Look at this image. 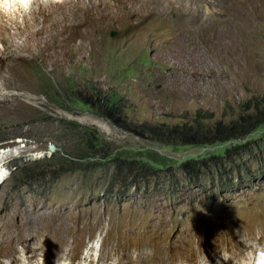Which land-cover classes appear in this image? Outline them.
I'll use <instances>...</instances> for the list:
<instances>
[{
	"label": "rangeland",
	"instance_id": "1",
	"mask_svg": "<svg viewBox=\"0 0 264 264\" xmlns=\"http://www.w3.org/2000/svg\"><path fill=\"white\" fill-rule=\"evenodd\" d=\"M212 1L200 4L219 13L211 17L219 25L211 33H189L169 2L160 17L145 7L146 14L132 19L133 8L119 7L123 17L91 21L86 34L57 25L26 48L23 33L18 48L0 32V151L18 148L4 160L0 251L13 213L22 221L14 242L19 264H50L47 254L61 244V258L51 259L56 264H114L119 237L126 255L143 256L141 264H203L199 249L211 240L203 253L209 264H218L214 248L225 249L228 238L221 233L238 240L240 229H264V121L237 142L203 145L173 134L197 117L211 130L218 122L239 121L264 93V0ZM56 3L48 6L52 13ZM40 7L27 11L29 24L28 12L41 17ZM15 17L23 24L21 15ZM82 126L106 144L92 151L86 141L95 137ZM157 127L172 132L156 141L149 133ZM157 133L152 135L160 139ZM191 134L186 140L195 139ZM49 143L55 159L38 163L34 171L42 176L23 183L10 176L49 157ZM236 143L233 155L224 157L223 150ZM119 150L151 165L153 174L116 175L111 155ZM187 159L205 163L183 173L178 165ZM59 165L66 170L50 172ZM185 242L191 256L182 250ZM71 249L74 256L66 258ZM229 250L239 255L238 248ZM6 257L0 264H10Z\"/></svg>",
	"mask_w": 264,
	"mask_h": 264
},
{
	"label": "bare ground",
	"instance_id": "2",
	"mask_svg": "<svg viewBox=\"0 0 264 264\" xmlns=\"http://www.w3.org/2000/svg\"><path fill=\"white\" fill-rule=\"evenodd\" d=\"M55 1L59 3V6H57L58 7L57 10H53V13H52L50 9H48V6ZM203 1L206 2V0H179V5H178L177 4L178 0H172V1L171 0H167V1L166 0H0V32L4 31L5 32L4 35L7 36L11 44L12 45L15 44V46L18 48H20L21 44L19 43V40H17V38H20L23 33L22 38L26 42V45L24 46L26 48L32 41L37 40V38L41 34L53 32V30L56 29L57 25L66 26V28L63 27V29H66L67 31H69V33H74L73 31H76L77 33L86 34L88 33L86 28L91 21L98 20V19L104 20L105 18L123 17V15H121L117 11L118 10L117 8L119 7H122L124 10L126 9V6H130V8H133L131 10L129 9L130 17L132 19H138L140 16H142V14L143 15L146 14L148 10L152 11L153 13H156L157 17H160L163 15V12L167 9L166 7L167 3L165 4V6L163 5V3L165 2H169L171 3V5L176 4L174 10L178 8L177 15H181L184 17L182 26H189V33H211V32L218 31L219 25L213 23L211 20V17L219 13L218 12H208L206 9H204L200 5ZM225 1L226 0H213L212 3L214 4L223 3L224 4ZM160 2L162 3L164 7L160 4ZM33 4L43 5V7H40L43 10V12H42V16L38 17L34 15L33 11L31 12L29 11L28 13L32 15L31 17L32 23L29 24V18L27 17L26 14L29 9L31 10L33 9L32 8ZM145 7H147L146 12H145ZM15 15H21L23 17L22 18L23 24H20L21 27L18 25L19 20L17 17H15ZM191 23H195V24L190 25ZM173 27H174L173 30L176 33H178L177 30H179L180 28V23L177 21L174 22ZM209 28H211L212 31ZM31 33L33 34L29 35ZM14 41H17V43L16 42L14 43ZM17 151H18L17 147H7L0 151V183L7 176V172L4 168V160L7 157L17 153ZM7 227L11 230V235L9 236L6 242L4 241L2 242L5 245H3V250L0 251V256L6 255L7 256L6 258H9L10 260V264H19L18 263L19 260L16 257V245L17 244H14V242L16 241L18 242L21 238V235H20L21 234L20 230H22L21 218L18 219V217L14 213L10 214L7 217ZM238 232H241L239 234H243L246 237H250L252 239H256L257 237H259L260 241L264 242V238H263L264 229H262L261 227H259L258 232H254L253 225H251L250 228L240 229ZM119 239L120 240L118 241V245L120 246L119 252L121 254L119 253L118 258L115 259L114 264H129L130 261H133L136 264H141L143 261V256L139 255L140 258H132L126 255L122 251V249L125 248V246L124 247L122 246L123 244L122 238L119 237ZM208 241H209V244L206 245V248L201 249L202 252L204 251V249L211 248L210 247L211 240H208ZM232 241L234 243H237L238 246H241L238 244L237 239L231 240V239L226 238V240L223 241L222 247L227 248V249H232V250L237 248L233 244ZM63 242H66V240H63ZM189 244L190 242L188 243L185 242L182 250L190 254L191 244L190 246ZM61 245L59 246V250H60ZM187 245L189 246L188 249L185 248V246L187 247ZM214 249L216 250V248ZM51 250L52 252L50 253L47 252L48 260L50 264H56V262H53L51 259L61 258L57 256L59 254V250H54V249H51ZM199 252H201L200 249H199ZM206 252L207 251H205L204 253ZM74 254L75 252H73V250L71 249L66 253V258H72ZM235 255H236V252L233 254V256ZM86 257H88V255ZM83 258H85V256ZM182 259H185V258H182ZM89 261L91 262L92 259L90 258ZM31 264H41V261H35ZM67 264H72V263L69 262Z\"/></svg>",
	"mask_w": 264,
	"mask_h": 264
},
{
	"label": "trees",
	"instance_id": "3",
	"mask_svg": "<svg viewBox=\"0 0 264 264\" xmlns=\"http://www.w3.org/2000/svg\"><path fill=\"white\" fill-rule=\"evenodd\" d=\"M251 108L254 110L251 113L245 114V116H241V119L239 121H232L227 124H222L221 122H218L214 125L213 130L209 126H206L199 117L194 119L192 126L189 127H182L179 129V131H174V135L179 138L180 142H188V143H197V144H213L216 142H225V141H239L240 139L245 138L248 134L254 131L255 127L264 121V93L260 95V97L257 99V101L254 103V105H250ZM249 105H246L244 110L247 109ZM250 108V107H249ZM84 133L90 132L94 135V139L92 141L91 138H87V146H89L92 151L96 150L97 146H103L105 145V141L103 137L97 133L95 130H88L87 127L82 126ZM158 132V136H162L165 133L170 134L172 131H167L166 129L161 128H155L150 131V136L153 140L162 142L163 139L160 137V139L157 137H153V132ZM192 133V134H191ZM191 134L195 137L194 140L189 141L186 140L187 135ZM192 138V137H191ZM244 145V144H243ZM242 145V146H243ZM237 143L234 145H231L230 147H226L223 150L224 157L230 158L233 153L236 151ZM126 151L125 150H119L116 154L111 155V158L114 162V171L115 174L120 177H125L127 175L134 176L135 179H141L146 178L147 176H150L154 172V168L151 165H148L144 163L143 161L139 159H130L128 156L125 157ZM53 152L50 153L49 157H42L41 159L34 160L30 162V164H24L19 167H17V172H11L10 176H19L21 179H18V183H23L29 178H32L33 176H42L43 173H39L37 170L39 168L38 163L40 162H50L55 159L53 157ZM79 159V162H82V160L85 158L82 155L77 156ZM216 156H209L208 159L215 160ZM60 160V159H59ZM81 160V161H80ZM212 161V164L216 163L217 161ZM65 162V161H61ZM69 163L74 164L73 166H77L78 164L74 163L73 160ZM205 163L204 159H187L179 163L178 168L183 172L186 173L189 171L190 165H196V167H200ZM70 166V165H67ZM66 170L63 166L59 165V167L53 169V174L57 175L60 171Z\"/></svg>",
	"mask_w": 264,
	"mask_h": 264
},
{
	"label": "clouds",
	"instance_id": "4",
	"mask_svg": "<svg viewBox=\"0 0 264 264\" xmlns=\"http://www.w3.org/2000/svg\"><path fill=\"white\" fill-rule=\"evenodd\" d=\"M238 233L241 232H237L236 235L238 237V243L239 245H242V247L238 246L237 243L232 242L238 248L239 255L234 257L233 253L227 248L223 250L216 249L218 254V264L219 261H222L223 264H229V262L230 264H264V242H261L259 237L252 239L243 234L238 235ZM221 234H225L231 239L226 232ZM200 251L203 264H209L201 249ZM148 252L151 253V250L149 249ZM178 264H183V262L178 261ZM197 264H199V261Z\"/></svg>",
	"mask_w": 264,
	"mask_h": 264
},
{
	"label": "water",
	"instance_id": "5",
	"mask_svg": "<svg viewBox=\"0 0 264 264\" xmlns=\"http://www.w3.org/2000/svg\"><path fill=\"white\" fill-rule=\"evenodd\" d=\"M113 34H114V33H111L110 35H113ZM54 149H55V147H54L53 144L49 143V144L47 145V150H48V152H53Z\"/></svg>",
	"mask_w": 264,
	"mask_h": 264
}]
</instances>
